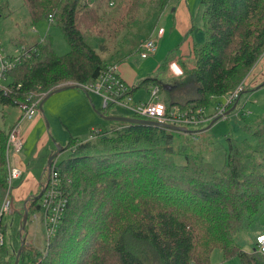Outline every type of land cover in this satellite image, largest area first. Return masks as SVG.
Masks as SVG:
<instances>
[{
  "label": "trees",
  "instance_id": "16d2710c",
  "mask_svg": "<svg viewBox=\"0 0 264 264\" xmlns=\"http://www.w3.org/2000/svg\"><path fill=\"white\" fill-rule=\"evenodd\" d=\"M94 1L53 0L51 6L52 0H23L30 23L51 15L69 50L57 56L45 34L28 45L15 43L17 54L4 52L19 60L2 76L0 104L16 105L28 93H42L43 99L63 85L79 87L112 63L102 62L80 29L82 14L94 17L89 6ZM164 3L154 7L161 10ZM199 3L203 39L189 41L184 54L189 64L178 60L185 78L178 86L185 91L176 94L175 83L163 88L152 75L137 84L147 94L153 85L158 94L164 90L167 97L159 98L167 108H207L232 90L264 51V0ZM114 123L91 139L70 137L62 148H70V154L57 163L66 196L61 218L40 247L24 237L17 264L25 259L31 264H210L215 248L239 264H264V254L256 247L244 250L235 237L251 228L264 209V113L242 126L253 142L227 138L220 168L192 151L184 132ZM4 141L0 130V201L5 194ZM24 207L31 216L38 209L37 198ZM0 250H5V240ZM10 253L13 259L14 249Z\"/></svg>",
  "mask_w": 264,
  "mask_h": 264
},
{
  "label": "rangeland",
  "instance_id": "374dc122",
  "mask_svg": "<svg viewBox=\"0 0 264 264\" xmlns=\"http://www.w3.org/2000/svg\"><path fill=\"white\" fill-rule=\"evenodd\" d=\"M159 1L165 2L161 10L158 6L154 7V3L158 4ZM0 6L2 12L0 17V46L5 53L16 52L17 48L12 44L28 45L41 39L44 34L48 36L51 48L57 56L64 55L69 50L62 31L56 23L52 22L50 24L45 16H41L30 23L27 10L23 6V0H0ZM51 6H55L53 0ZM89 6L96 13L93 14L94 17L88 16L87 12L82 14L79 17L80 29L86 39L89 40V43L95 44L93 48L102 62L119 61L124 57L123 59H126L124 63L128 64L138 81L147 75H152L162 85L175 83L177 85L176 94L185 91L183 85L178 86L181 81L185 80V78H182V74L179 73L177 76L170 78L175 71H179L178 63L174 64V60L171 62L172 65L163 68L160 66V62L166 57L172 61L171 58L177 54L178 48H183L185 35L186 32L188 34L187 30L190 26H193L194 29L188 35L189 39L194 42L203 39V33L199 30L201 26L199 0H112L111 4H105V0H100L99 3L95 0ZM175 10L176 16L174 17ZM173 22L175 25H173ZM159 27L164 28L165 35L155 38V33ZM148 36L155 40L156 52L146 58H139L134 52L136 44ZM183 57L186 64L191 62L189 57ZM243 79L245 91L241 93L234 109L228 113L226 118L217 119L208 129H205V127L209 122L198 127H188L189 130L195 131L194 134L192 131L184 132L188 134L187 136H190L185 140V144L192 151L200 153L205 160L216 168H220L223 164L227 138L235 140L246 138L250 142L254 141V138L242 129V126L256 120L264 113V84L258 86L264 82V51L261 52L240 81ZM172 80L174 81L172 82ZM1 83L3 84L4 81ZM141 88L145 89L144 87ZM141 88H136L133 101L147 98V91L145 99L139 98L141 95L144 97V91ZM39 94L41 93L37 95ZM158 96L160 98L167 97L164 90H161ZM87 98L80 88L73 87L51 94L41 104L42 110L36 109L34 116L38 115L42 118L44 128L50 129L49 122L53 123L54 120L57 124L53 127V134L56 135L57 142L51 137L49 150L46 149L48 152L44 159L45 162L50 152L54 151L55 143L65 147L70 136L75 137L73 139L76 140L86 139V131L91 123L92 125L94 123L105 125L103 127H107V129L115 126L114 122L104 121L93 112L91 105H98L99 109L97 97L93 94H87ZM246 99L248 101H245ZM218 100L219 98L212 99V104L205 108L206 114L213 112ZM6 108L10 110L7 113H5ZM16 109L18 115L17 105L0 104V128L5 129L7 127L11 119V111ZM65 109L67 110L65 111ZM44 111L50 112L48 117L44 115ZM61 111L68 114V124L62 119L57 120L56 116L61 115ZM244 111H248V113H244ZM87 113L93 116V122L88 125ZM107 113L109 115H130L126 110L118 107H109ZM31 140L33 139H30L27 143H30ZM173 145L176 146V141L173 142ZM69 154L70 148L58 152L55 155L56 164ZM10 155L11 153L9 157ZM20 204L22 203L14 202L8 213L3 217L5 250H0V264H7L8 261L12 264L11 262H13L10 252L14 249L15 253L18 246L17 242H19ZM262 229H264V209L257 216L251 228L236 232L235 237L240 241L244 250L251 251L255 247L254 238ZM21 237H25V240L33 246L40 247L41 245V229L37 222L31 220L30 213ZM208 261L210 264H239L236 257L224 259L221 251L217 248L210 252ZM24 263H27L26 259Z\"/></svg>",
  "mask_w": 264,
  "mask_h": 264
},
{
  "label": "built area",
  "instance_id": "2783aa9c",
  "mask_svg": "<svg viewBox=\"0 0 264 264\" xmlns=\"http://www.w3.org/2000/svg\"><path fill=\"white\" fill-rule=\"evenodd\" d=\"M47 20L51 23V15H47ZM162 32L163 28L159 27L156 31L155 38H159ZM155 50V40L149 36L140 40L135 47V52L139 58H146L147 56L152 55ZM15 54H17V50ZM18 60V56L7 58L0 46V82L5 71L14 67ZM243 81L244 79L228 93L220 96V100L216 102L213 112L210 114H206L204 107H199L195 112L181 110L178 107L167 108L158 96V87L156 85L150 87L145 100L133 101L131 86L120 77L117 72V64L114 62L105 65L92 81L78 83L76 85H78L85 93L93 94L98 98L100 103L99 110L101 113L105 114L109 107H118L126 110L129 114H132L137 118L149 119L175 126H183L189 129L188 127L202 126L214 117H217L218 119L226 118L228 113L234 108L227 114L224 112L228 110L234 102L236 105L241 93L244 91ZM1 87L0 83V89ZM4 89L6 90V88ZM42 95V93L39 95L28 93L23 101H19L16 104L19 114L5 131L3 148L5 194L0 201V246L3 245L5 240L2 225L3 217L8 213L9 208L12 207L10 191L13 189L14 182L20 174V170L12 161V156L17 153L22 146L19 125L22 120L30 119L35 115L36 109L42 99ZM245 101L248 100L246 99ZM244 113H248V111H244ZM99 131L100 128L93 126L90 127L86 139L95 137ZM192 132L194 134L195 131ZM10 153L11 155L9 157ZM45 170L46 180L40 189V194L37 198L38 212L32 214L30 218L33 222L39 224L41 229V239L43 238L46 242L54 234L57 228L63 208L66 204V196H64V192L61 188V178L58 174V167L55 158L51 160L50 164L45 166ZM66 180L68 181V179ZM254 241L258 252L264 254V229L256 234ZM26 264L31 263L27 261Z\"/></svg>",
  "mask_w": 264,
  "mask_h": 264
},
{
  "label": "crops",
  "instance_id": "0c3cea01",
  "mask_svg": "<svg viewBox=\"0 0 264 264\" xmlns=\"http://www.w3.org/2000/svg\"><path fill=\"white\" fill-rule=\"evenodd\" d=\"M176 10L174 11V17L176 16ZM173 25H175L174 22H173ZM189 28H188V30H189ZM163 35H165L164 28H163V32H162L160 37H162ZM189 41H190V39H189L187 32H186L185 40L183 43L184 44L183 48L182 49L178 48L177 54L171 58L172 61H170L167 57L165 59H163L160 62V66L164 68L165 66L172 65L171 62H173L174 60H175L174 64L175 63L177 64L179 59L183 60L184 54H186L188 52ZM12 45L16 47V44H12ZM155 52H156V50H155ZM155 52L152 55H154ZM7 54H13V53H7ZM140 60H142V59H140ZM124 62H126V59H123L122 62H120V63L119 62L116 63L117 64V72L119 73L120 77L127 84H129L131 86L132 97H134V92H135L136 88H139V89L141 88V87H137V84L142 79H140L138 81V79H136L134 77V72L129 68L128 64H126ZM180 69L181 68H179V71H177V72L175 71V73L172 74L170 78L177 76L181 72ZM132 87H133V89H132ZM70 88H73V87H70ZM66 89H69V88H66ZM66 89H64V90H66ZM141 89L144 91V97H143V95H141V96H139V98L145 99L146 98L145 94H146L147 89H143V88H141ZM60 91H63V90H60ZM84 94L86 95V98H87V94L85 92H84ZM90 95H92V94H90ZM67 103H63V104H67ZM99 106H100V103H99ZM91 107L93 109V112L100 118V116L97 113V112H100V110L98 109V105L97 106L91 105ZM66 110L67 109H65V111ZM8 111H10V110L8 108H6L5 113H7ZM49 113L50 112L44 111V115H46L47 117H48ZM60 113H61V115L56 116L57 120L60 121L62 119L68 124V120H69L68 114L64 111H61ZM87 114H88V118H89L88 123H87V125H88L90 122H93V116L89 113H87ZM106 114H108V113H106ZM16 116H17V109L11 111V119H10L7 127L5 129L0 128V130H2L3 132L6 131L8 126L16 119ZM41 119L42 118L37 115V116H33L30 119L22 120L20 122L19 131H20L22 146H21L20 150L17 153H15L16 155L14 154V160H13V156H12V161H13L14 165L20 170V174H19V177L15 180L14 186H13V189L11 192L12 193V201H13L12 205L14 202H21V200H22V205H24L27 200H29L31 197L36 195V191H38L39 189L42 188V186L46 180V170H45L46 162L44 161V159H45L46 154L48 152L46 149L48 148V150H49V147L51 145V142H50L51 137L54 138L55 142H57V137L55 134H53V127L57 124H55V120H54L53 123L49 122L50 129L44 128V123L41 121ZM90 126L91 127L92 126L97 127L100 129L105 127V125H103L104 126L103 127L102 124H98V123H94L93 125L91 123ZM90 126H89V128H90ZM89 128L86 131V135H87ZM70 137H73V136H70ZM30 139H33V140H31L30 143H27ZM19 152H20V155H19Z\"/></svg>",
  "mask_w": 264,
  "mask_h": 264
},
{
  "label": "water",
  "instance_id": "95a60500",
  "mask_svg": "<svg viewBox=\"0 0 264 264\" xmlns=\"http://www.w3.org/2000/svg\"><path fill=\"white\" fill-rule=\"evenodd\" d=\"M262 84H264V82L259 84V86L262 85ZM74 86L75 85H63V86H59V87H56V88L52 89L40 101V103L38 105V109L41 110V104L51 94H53L55 92H58L60 90H64L66 88L74 87ZM168 87H169L168 84L163 85V88H168ZM234 105H235V102L224 113L227 114L230 110H232L234 108ZM97 113L100 116V118H102V120H105V121L147 124V125L158 126V127L165 128L167 130L178 131V132L192 131V130H188L187 128H185L183 126H175V125H171V124L160 123V122H156V121L149 120V119H144V118H137V117H133V116L109 115V114H104V113H101V112H97ZM217 119H218L217 117L212 118L209 121V123L207 124V126L205 127V129H208L211 126V124H213ZM61 150H62V147L55 143L54 151L50 152V154L46 158V165L50 164L51 160L53 158H55V155L58 152H60ZM39 194H40V191L35 195V198H38ZM26 220H27V211L23 207L22 216H21L20 224H19V228H18L19 243H18V247H17V249H16V251L14 253V258H13L12 264H17L19 252H20V250H21V248L23 246V243H24V238L21 237V233L24 230V226H25Z\"/></svg>",
  "mask_w": 264,
  "mask_h": 264
},
{
  "label": "bare ground",
  "instance_id": "6f19581e",
  "mask_svg": "<svg viewBox=\"0 0 264 264\" xmlns=\"http://www.w3.org/2000/svg\"><path fill=\"white\" fill-rule=\"evenodd\" d=\"M11 192H12V190L10 191V195H11V199H12V193H11ZM33 199H36V198H35V197H31L29 200H27V201L25 202V204L28 203L29 201L33 200ZM12 202H13V201H12ZM25 204H24V205H25ZM23 207H24V206H23ZM24 208H25V207H24ZM25 209H26V208H25ZM26 211H27V209H26ZM37 212H38V209H37V211H36L35 213H33V214H36ZM27 215H28V213H27Z\"/></svg>",
  "mask_w": 264,
  "mask_h": 264
},
{
  "label": "clouds",
  "instance_id": "9594fccd",
  "mask_svg": "<svg viewBox=\"0 0 264 264\" xmlns=\"http://www.w3.org/2000/svg\"><path fill=\"white\" fill-rule=\"evenodd\" d=\"M22 234V233H21Z\"/></svg>",
  "mask_w": 264,
  "mask_h": 264
},
{
  "label": "flooded vegetation",
  "instance_id": "af4514ba",
  "mask_svg": "<svg viewBox=\"0 0 264 264\" xmlns=\"http://www.w3.org/2000/svg\"><path fill=\"white\" fill-rule=\"evenodd\" d=\"M27 204V203H26Z\"/></svg>",
  "mask_w": 264,
  "mask_h": 264
}]
</instances>
